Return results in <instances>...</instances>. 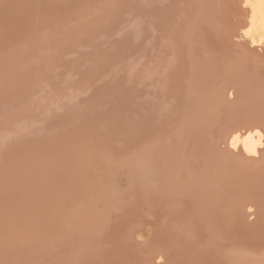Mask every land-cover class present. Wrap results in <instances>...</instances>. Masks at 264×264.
Returning <instances> with one entry per match:
<instances>
[{"label": "bare ground", "instance_id": "bare-ground-1", "mask_svg": "<svg viewBox=\"0 0 264 264\" xmlns=\"http://www.w3.org/2000/svg\"><path fill=\"white\" fill-rule=\"evenodd\" d=\"M0 264H264V0H0Z\"/></svg>", "mask_w": 264, "mask_h": 264}, {"label": "rangeland", "instance_id": "rangeland-1", "mask_svg": "<svg viewBox=\"0 0 264 264\" xmlns=\"http://www.w3.org/2000/svg\"><path fill=\"white\" fill-rule=\"evenodd\" d=\"M232 38H236V35H235V37H232ZM199 47H200V49H201V46L199 45ZM175 52L176 51H174L173 52V54H175ZM168 54V55H167ZM165 56H167V57H169L170 56V54L169 53H167ZM218 63H219V61H218ZM173 78V77H172ZM172 108H176V107H172ZM33 111V110H32ZM143 112V111H142ZM177 130V129H176ZM179 131V130H178ZM178 131H175V132H177L178 133ZM179 135V134H178ZM65 136V138L67 137L66 135H64V134H59V136L57 137V138H62V137H64ZM177 139V138H176ZM238 146H240V145H238ZM34 146H31L30 148H33ZM66 152V151H65ZM181 208V207H180ZM102 208H100V210H101ZM182 209V208H181ZM103 210V209H102ZM101 210V211H102ZM145 221L142 223L143 225H141V226H138L137 228L138 229H135L134 230V233H132V235H133V237L136 239L135 241H137L138 243H140V244H142L145 240L147 241V239H148V236H149V231L148 230H150L151 228V224H152V221L150 220V219H144ZM148 220V221H147ZM147 221V222H146ZM150 221V222H149ZM143 226V227H142ZM142 227V228H141ZM140 235H141V237H140ZM140 240H139V239ZM145 241V242H146ZM144 242V243H145Z\"/></svg>", "mask_w": 264, "mask_h": 264}]
</instances>
